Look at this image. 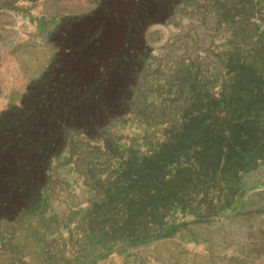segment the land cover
Wrapping results in <instances>:
<instances>
[{"label": "rangeland", "instance_id": "374dc122", "mask_svg": "<svg viewBox=\"0 0 264 264\" xmlns=\"http://www.w3.org/2000/svg\"><path fill=\"white\" fill-rule=\"evenodd\" d=\"M143 2L149 18L134 31L137 0H0V112L89 39L69 64L90 86L106 79L109 104L97 128L71 135L40 202L3 222L0 264H264V160L241 176L228 207L208 211L213 190L203 189L145 235L112 231L123 211L106 197L133 189L131 161L180 140L196 119L226 116L242 68L262 75L264 91V0ZM233 111L245 113L240 102ZM251 114L264 123V110ZM181 165L192 152L169 171Z\"/></svg>", "mask_w": 264, "mask_h": 264}, {"label": "trees", "instance_id": "16d2710c", "mask_svg": "<svg viewBox=\"0 0 264 264\" xmlns=\"http://www.w3.org/2000/svg\"><path fill=\"white\" fill-rule=\"evenodd\" d=\"M136 5L134 31L147 21H142L140 14H148L143 0H137ZM131 41L135 46L138 37ZM83 46L68 50L32 81L19 105L0 112V229L3 222L18 218L40 202L54 160L60 158L71 135L80 133V125L95 129L103 111H109L102 92L106 79L90 86L69 64L83 52ZM242 69L238 82L241 97L232 94L226 116L209 125L196 119L183 130L180 140L129 163V168L140 169L136 177L134 174L128 179L133 189L127 192L130 187H117L106 197L110 207L115 205L123 211L112 231L132 237L145 235L150 223L164 220L170 208L182 206L189 193L194 196L203 189L206 196L208 191L216 192L212 191L213 198L207 200L208 211L234 202L241 176L264 160V123L251 114L253 109L258 114L264 110L262 75L247 67ZM239 102L245 113L235 117L233 106ZM189 152L192 165L170 172L169 166L179 155Z\"/></svg>", "mask_w": 264, "mask_h": 264}, {"label": "flooded vegetation", "instance_id": "af4514ba", "mask_svg": "<svg viewBox=\"0 0 264 264\" xmlns=\"http://www.w3.org/2000/svg\"><path fill=\"white\" fill-rule=\"evenodd\" d=\"M137 5H135V7H136ZM141 16H140V19L143 21L145 18L147 19V18H149V14H145V13H143V14H140ZM138 23V22H137Z\"/></svg>", "mask_w": 264, "mask_h": 264}]
</instances>
